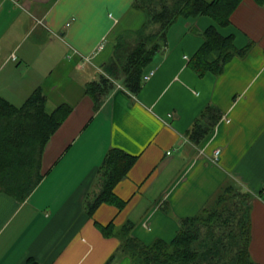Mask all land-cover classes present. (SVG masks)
I'll return each mask as SVG.
<instances>
[{"label":"crops","instance_id":"0c3cea01","mask_svg":"<svg viewBox=\"0 0 264 264\" xmlns=\"http://www.w3.org/2000/svg\"><path fill=\"white\" fill-rule=\"evenodd\" d=\"M134 2L0 0V96L21 105L40 87L49 110L70 106L44 145L31 193L20 201L0 190V264H133L118 251L117 229L130 223L145 244L170 242L178 219L229 183L251 194L249 253L264 264V3L241 0L227 26L207 15L177 21L140 91L114 81L95 108L86 85L104 73L118 37L145 21ZM210 25L232 34L236 47H251L219 75L200 76L189 61ZM42 58L51 60L40 70ZM207 106L214 110L204 123L218 119L194 140ZM111 148L134 156L114 186L124 203L103 202L90 215Z\"/></svg>","mask_w":264,"mask_h":264},{"label":"trees","instance_id":"16d2710c","mask_svg":"<svg viewBox=\"0 0 264 264\" xmlns=\"http://www.w3.org/2000/svg\"><path fill=\"white\" fill-rule=\"evenodd\" d=\"M257 1L264 3V0ZM240 2L135 0L134 6L143 10L145 21L139 29L118 37L109 63L103 66L104 73L86 85L94 107L98 108L103 96L113 88L114 81L121 82L131 93L140 91L146 70L166 45L167 31L174 23L207 15L216 24L227 26ZM200 34L203 42L189 61L190 67L200 76L206 72L219 75L229 60L245 55L251 47V43L243 48L236 47L234 36L221 34L216 25L206 27ZM46 102L40 87L21 105L0 96V190L20 201L41 180L40 158L44 145L70 112L66 104L49 110ZM212 110L213 106H207L201 112L191 129V138L203 140L214 129L218 116L215 115L211 124L204 123ZM133 162L134 156L120 149L111 148L107 152L99 167L102 187L90 203V215L103 202L123 205L114 193V186ZM250 200L251 194L243 192L239 185L226 184L197 214L178 219V232L170 242L156 239L145 244L132 235V224H124L115 234L120 240L118 251L128 255L133 264H257L249 253ZM30 264L38 263L31 261Z\"/></svg>","mask_w":264,"mask_h":264},{"label":"built area","instance_id":"2783aa9c","mask_svg":"<svg viewBox=\"0 0 264 264\" xmlns=\"http://www.w3.org/2000/svg\"><path fill=\"white\" fill-rule=\"evenodd\" d=\"M150 75H151V73L144 75V79H147ZM219 152H220L219 149H216L214 151V159H217L218 158Z\"/></svg>","mask_w":264,"mask_h":264},{"label":"rangeland","instance_id":"374dc122","mask_svg":"<svg viewBox=\"0 0 264 264\" xmlns=\"http://www.w3.org/2000/svg\"><path fill=\"white\" fill-rule=\"evenodd\" d=\"M50 60H51V59L48 60V59L42 58V60H41V68H40V70H42V66L45 67V64L48 63ZM53 61H54V60H53ZM51 63H52V62H51ZM24 100H25V99H24ZM24 100H23V101H24ZM23 101H22V102H23Z\"/></svg>","mask_w":264,"mask_h":264}]
</instances>
